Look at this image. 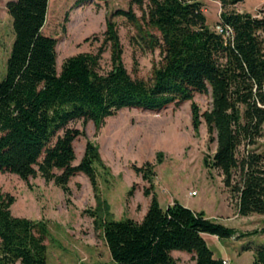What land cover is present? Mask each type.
<instances>
[{"label":"trees","instance_id":"obj_1","mask_svg":"<svg viewBox=\"0 0 264 264\" xmlns=\"http://www.w3.org/2000/svg\"><path fill=\"white\" fill-rule=\"evenodd\" d=\"M49 1L6 4L15 37L7 73L0 80V170L25 181L41 175L67 194L71 178L84 173L99 205L104 204L98 191V147L88 141L75 165L74 142L85 133L69 123L81 119L100 126L123 108L159 112L192 100L195 93L211 91L210 109L201 113L192 103L195 130L204 119L211 139L217 141L207 165L222 172L225 185L238 198L241 215L264 214V153L249 148L239 154L241 146L251 147L264 135V16L228 8L242 0H221L218 23L234 30L226 40L208 23L200 0H130L129 10L114 15L126 17L138 29V39L161 52L160 64L146 80L133 77L125 67L119 30L111 20L96 54L70 56L59 70L57 39L44 32ZM108 45L112 69L101 73ZM135 170L152 184L150 163ZM144 192L151 202L142 220L115 219L109 210L100 219L114 264H177L174 250L191 254L193 264H234L215 257L205 234L239 237L235 228L178 201L162 207L149 187ZM133 193L134 187L128 194ZM15 201L13 194L0 190V264H47L46 224L14 215ZM246 264H264V245Z\"/></svg>","mask_w":264,"mask_h":264},{"label":"rangeland","instance_id":"obj_2","mask_svg":"<svg viewBox=\"0 0 264 264\" xmlns=\"http://www.w3.org/2000/svg\"><path fill=\"white\" fill-rule=\"evenodd\" d=\"M8 1L0 0V80L7 73L15 37L13 19L6 8ZM200 1L214 28L223 11L221 0ZM228 8L258 14L264 12V0H242ZM120 9L129 10L130 0H50L44 32L57 39L58 69L70 56L96 54L104 45L107 22L111 20L119 30L125 67L133 77L149 80L161 62L160 49H148L138 39L136 26L126 17L114 15ZM133 9L138 16L142 14L136 5ZM111 69L112 51L108 45L102 53L100 72ZM193 102L201 113L210 109L211 91L195 93L192 100L169 105L159 112L123 108L100 126L81 119L69 123V127L85 133L74 142L75 165L83 158L88 141L98 147L102 159V164H96L98 191L104 204L99 205L84 173L71 178L67 194L41 175L25 181L17 174L0 170V190L16 197L12 213L46 224L47 264H114L100 219L106 218L109 210L115 219L142 220L151 202V196L145 195L146 187L157 195L162 207L178 201L239 232L240 236L233 238L205 234L215 257L234 264L255 260L257 248L264 245V214L241 215L238 198L225 185L222 172L207 165L217 141L211 139L204 119L195 130ZM249 148L264 153V135L251 147L241 146L239 154ZM147 163L154 172L152 184L135 170ZM173 256L177 264L194 263L186 251L174 250Z\"/></svg>","mask_w":264,"mask_h":264},{"label":"built area","instance_id":"obj_3","mask_svg":"<svg viewBox=\"0 0 264 264\" xmlns=\"http://www.w3.org/2000/svg\"><path fill=\"white\" fill-rule=\"evenodd\" d=\"M221 15V13H220ZM258 17H262L264 16V12H259L258 14H255ZM215 29L218 33H220L221 35H223V37L228 40L230 38L233 37L234 35V30L233 28L228 25V24H224V23H217L215 26Z\"/></svg>","mask_w":264,"mask_h":264}]
</instances>
